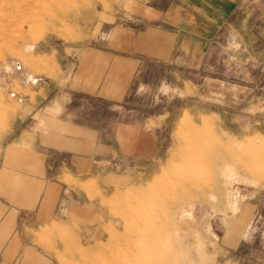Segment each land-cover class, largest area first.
<instances>
[{"label":"rangeland","instance_id":"374dc122","mask_svg":"<svg viewBox=\"0 0 264 264\" xmlns=\"http://www.w3.org/2000/svg\"><path fill=\"white\" fill-rule=\"evenodd\" d=\"M229 252L264 264V0H0V264Z\"/></svg>","mask_w":264,"mask_h":264},{"label":"crops","instance_id":"0c3cea01","mask_svg":"<svg viewBox=\"0 0 264 264\" xmlns=\"http://www.w3.org/2000/svg\"><path fill=\"white\" fill-rule=\"evenodd\" d=\"M207 20H212L210 17H206ZM102 55V54H101ZM105 57V54L101 56ZM115 64H119L118 69H113V72H111L110 75H116L115 73H119V77H125L126 81L134 78V76L137 73V70L139 68V61L135 60L133 58H123V57H118L115 56L114 58ZM120 63H122V68L120 67ZM100 65L103 67V65L100 63ZM116 66V65H114ZM117 67V66H116ZM97 82V81H96ZM96 82L92 81V84L88 86L87 83L82 82L79 83V86L75 90L76 92H81V93H86L95 97H102V98H107L113 101L119 100L120 98L122 99L125 92H127V88L121 87L120 89H107L105 86L102 89L98 87V84ZM167 116H170V113L167 114ZM73 176V174H72ZM74 178V176H73ZM245 258L240 254V256H237L233 253L229 252V257L227 258V264H245Z\"/></svg>","mask_w":264,"mask_h":264}]
</instances>
